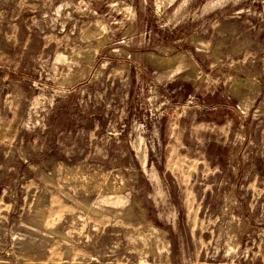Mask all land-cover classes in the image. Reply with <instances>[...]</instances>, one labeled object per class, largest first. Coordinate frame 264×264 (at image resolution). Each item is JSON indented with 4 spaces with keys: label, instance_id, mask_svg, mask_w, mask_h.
Masks as SVG:
<instances>
[{
    "label": "rangeland",
    "instance_id": "rangeland-1",
    "mask_svg": "<svg viewBox=\"0 0 264 264\" xmlns=\"http://www.w3.org/2000/svg\"><path fill=\"white\" fill-rule=\"evenodd\" d=\"M0 264H264V0H0Z\"/></svg>",
    "mask_w": 264,
    "mask_h": 264
}]
</instances>
